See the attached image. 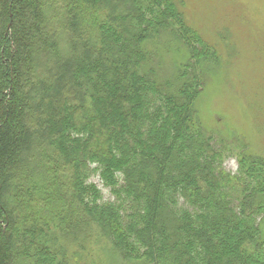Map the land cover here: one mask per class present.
<instances>
[{
    "label": "trees",
    "instance_id": "1",
    "mask_svg": "<svg viewBox=\"0 0 264 264\" xmlns=\"http://www.w3.org/2000/svg\"><path fill=\"white\" fill-rule=\"evenodd\" d=\"M195 44L176 0H0V264H264V159L223 167Z\"/></svg>",
    "mask_w": 264,
    "mask_h": 264
},
{
    "label": "rangeland",
    "instance_id": "2",
    "mask_svg": "<svg viewBox=\"0 0 264 264\" xmlns=\"http://www.w3.org/2000/svg\"><path fill=\"white\" fill-rule=\"evenodd\" d=\"M176 1L185 24L207 48L195 44V52L216 54L200 65L206 82L195 106L200 123L223 151V167L235 174L241 154L264 159V0ZM187 48L176 44L162 52L165 68L184 63ZM91 180L105 200L114 198L97 175ZM101 252L90 246L91 264H106Z\"/></svg>",
    "mask_w": 264,
    "mask_h": 264
}]
</instances>
